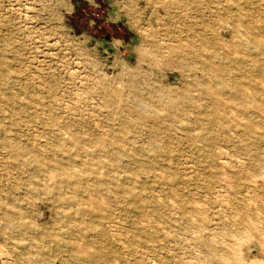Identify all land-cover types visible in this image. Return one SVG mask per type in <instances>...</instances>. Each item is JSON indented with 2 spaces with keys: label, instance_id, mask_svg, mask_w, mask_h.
<instances>
[{
  "label": "rangeland",
  "instance_id": "obj_1",
  "mask_svg": "<svg viewBox=\"0 0 264 264\" xmlns=\"http://www.w3.org/2000/svg\"><path fill=\"white\" fill-rule=\"evenodd\" d=\"M263 86L264 0H0V264H264Z\"/></svg>",
  "mask_w": 264,
  "mask_h": 264
},
{
  "label": "bare ground",
  "instance_id": "obj_2",
  "mask_svg": "<svg viewBox=\"0 0 264 264\" xmlns=\"http://www.w3.org/2000/svg\"><path fill=\"white\" fill-rule=\"evenodd\" d=\"M173 32V31H172ZM172 40V39H171ZM181 43V46H180V49H182V48H184L185 46H187L188 45V43H186V42H180V39H178V40H176V41H174L170 46H169V48H170V50H175L176 49V47L178 46V44H180ZM224 46V45H223ZM186 52H181V56H180V58L182 59V58H184V55L186 56ZM256 79V78H255ZM264 87V86H263ZM234 112V111H233ZM235 115V114H234ZM223 160V159H222ZM226 161V160H225ZM224 168V167H223ZM171 202V201H170ZM171 204H173V203H171ZM263 215V214H262ZM191 216V215H190ZM234 217V216H233ZM239 218V217H238ZM193 219H194V217H193ZM241 220V219H240ZM258 221V220H257ZM247 222H251L250 220H247ZM236 235V234H235ZM251 236V235H250ZM233 237V236H232ZM236 237V236H235ZM244 238V237H243ZM253 238V237H252ZM125 239V238H124ZM236 239H239V237L238 238H236ZM241 241H242V236H241V239H240ZM239 242V241H238ZM236 243V242H235ZM226 246V245H225ZM236 250V249H235ZM238 252V251H237ZM240 252V251H239ZM237 254V253H236ZM235 255V254H234ZM221 256H222V254H221ZM237 257H238V255H237ZM240 255H239V257H238V260L240 259ZM222 258V257H221ZM234 260V259H233ZM235 260H237L236 258H235ZM237 260V261H238ZM241 260V259H240ZM246 262V261H245ZM258 263V262H257ZM225 264H233L231 261H230V259L228 258L227 260H226V262H225ZM237 264V263H236ZM254 264V263H253Z\"/></svg>",
  "mask_w": 264,
  "mask_h": 264
}]
</instances>
